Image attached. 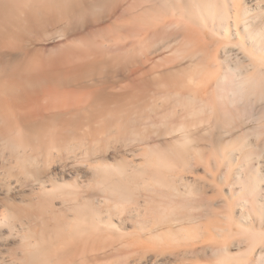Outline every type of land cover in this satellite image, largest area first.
<instances>
[{
  "label": "bare ground",
  "instance_id": "1",
  "mask_svg": "<svg viewBox=\"0 0 264 264\" xmlns=\"http://www.w3.org/2000/svg\"><path fill=\"white\" fill-rule=\"evenodd\" d=\"M53 1L56 2V0H0V5L7 12L8 11L11 12L12 10L15 9V7H17L19 9V6H21V5L24 6L28 3H32V4L38 3V5L39 4L40 5L41 4L46 5V4L52 3ZM61 1H63V0H61ZM64 1H63V3H64ZM87 1L86 0L85 1L84 0L83 1H81V0L80 1L79 0L74 1L73 0L71 2H67L70 5V7H67V4H66V9L70 8L69 10H71V23H69V26L67 29H64L65 27L64 28L62 27L63 29L56 28L57 31L55 33H56V35H57L56 37L59 39V41L60 40H61V42L68 41V43H70V42L73 43L74 41H77L80 38L79 37L78 39H76L78 37V34L80 33V32L79 33L76 32L78 25H80V23L78 22V17L81 18V14H84L85 15L84 17H87L88 14L92 15L98 9H102V8L104 9V7L106 6L105 4L107 3V2L106 3L100 2L102 0H100L99 2L91 0V3L88 4ZM118 1L120 2V0H118ZM128 1L126 2V4L130 2V1L129 2ZM236 1L237 0H138V1L137 0H131L129 8H128L129 13L127 14L128 16H126L125 21L124 20L122 21L121 18L119 19L118 22L116 21L115 17L119 14H117V15L113 14L111 16L110 15L108 16L107 14L103 15V16H105V15L108 16L107 19H108V21H110L108 23H111L113 20H115L117 23L122 24L121 25L122 27L127 29L124 31H127V33H128V31H130V33H131V35L129 34L130 35L129 39L128 38H127V40H126V38H124L125 40L123 39L125 41V43H124L125 45L123 43H121L122 40L119 44L120 46H123V47H125L127 45L126 51L123 50V52L125 54H127V56H128V54L132 53L133 56L135 55V57H136V62L134 64H132L130 69L129 70L125 69V73H126V70L129 72L128 77H131V79L132 78L137 79V78L142 77L145 74V72L148 71V70L145 71V67H147L146 65L150 64V63L147 64V62H150L151 59L145 58V55L143 54L141 48H144L143 50H145V54L148 52L152 53V50H153V52L156 51V55L159 54L157 51L160 50L161 53L163 51L165 54V51L166 52L169 51V48H170L172 50V52L169 51V52H171L169 54H172V57L174 56L173 59L175 60L172 62L177 65V66L176 65L172 66L173 68L170 67V71L175 70V74H176V72H179V75H177V76L174 75L175 78H179L178 81L185 77V79L182 80V82L179 81V83L180 84L181 83H183V84L189 83V84H193V86H195V87L203 85L205 87L208 83H211V81H214L212 83L213 86L211 87L213 89V91H212V89H210V87H209V89L207 87H205V89L206 88L207 89L204 93H207V95H208V93H210V92L207 90L212 91L213 93L211 92L212 94L211 95L209 94V96L211 97L214 95L215 98L213 97V99L217 100V101H214V100H212V98H211V100H209L210 98H208V100L204 99L205 96H202L203 98L200 97L201 95H198L200 92H198L195 89H194V91H189L187 94H182L181 92H176V91L171 92V93L169 92L166 94V96L164 95L163 97L166 100L171 99L170 102L172 101V99H174L173 104L171 102V105H170V103L165 105L166 101H164L163 102L164 104H162L163 106L159 107V109L166 106L165 107L166 108L165 113L167 112L166 114H168V112L171 109L172 110L175 109V110H173L174 113L171 111L172 114L176 113L178 116L182 113L183 115H185L184 117H186V118H187V116H190L188 118H191L192 116L194 118L192 120L187 118L188 121L190 120L189 122H186L187 119H186V121H184V120L181 121V117H182V115H181L179 117L180 122H178V119H177L176 120L177 122L174 121L176 123L170 122L172 124L167 125L168 122L166 120H168V119H165V122L167 124L164 123L165 124L164 125L163 124L164 121L161 122V121L155 120V118H156V115H155V116H153V117H155L154 120L156 121L157 124L161 123L160 125L164 126L163 129L159 128L158 126H160V125H157L155 123V121L153 120V117H151L153 122H150V127L148 128L149 130L147 129V126L146 127L144 126L146 129H144V127L142 128V130L140 129L142 133L138 129L139 133L136 131L133 134H131V133L133 131L137 130V129H134L136 127H133V125L136 126L135 123H137V122H134V124H132L131 123L132 121L130 119L131 118L134 119V118H136V116L130 118V115H129V122H127L128 120H125L123 118V116H121V118H123V120L125 121L126 126H128V124L130 123L131 127L128 126L129 129L132 128L131 132H130L128 130V128H125V124L120 123V124L124 125V127H122L119 124V121L124 122L122 119H121L122 120L121 121L120 117H119V113H121V112H118V111L113 112V110H109V111L113 112V113L112 112L110 113L107 110L108 109V107H107V109H104L103 112H105V111L106 112L108 111V112L106 114H103V116L106 115V116H109L111 118L108 122V124L110 123L108 125V127L111 131V135L107 136L108 138L110 137L109 139H107V137H106V142L104 141L105 143L103 141H101V142H103V143H101L99 140H96V138H95L94 141L92 140L90 144L89 143L86 144L88 140H86V142H85V139H84L83 140L85 142L84 143V142L80 141L78 138L76 140H73V138H72L71 141L70 140L67 142L65 141L66 143L64 144V146L57 147V146H54V143H50L53 140L50 139L51 136L49 135L50 133L47 131V129H45V128L43 129V127L41 128L40 126L37 125L38 119L39 120L41 119V121L44 119V115L42 112L43 108L41 107V99L45 96H48L47 94L45 95V92H47V91H45V88L51 89L53 85L59 84L60 82H62L61 79H63V83H65L64 81L67 80L66 81L67 85L65 84L64 90L67 87L68 89H70L68 92H76L75 89L78 90L79 88H81L82 83H81V85L80 84H73L74 81L71 80L70 78H72V76L75 75V73L77 75V73L79 71H81L82 67L86 68L89 64H95V63H92V61L87 62L89 60V58L93 55V53H91V52L89 53L88 50H86V52H82V51H79V49L78 50L76 49L77 51H75V52L74 51L71 52L72 49L69 50V48H68V50H65L64 48H61L60 44H59V48H57L58 46H55V49L52 47L53 48L52 50L57 49V50L61 51L63 49L64 51L62 50L61 53L58 51L56 53L52 52L54 54V57H52L50 59H46V58H44V54L46 55V53L44 51L43 46H42L43 48H40L41 46L38 47V48H40V49H38L39 53L34 51L36 48H33V46H30L33 44L30 43V45H29V43L27 44L26 42H25L26 44L22 43V44H19L13 48L14 55H11V57L13 58L14 62H12V63H14L13 67L15 68V71H16V72H14L15 74H12V75H14V78L18 80L17 76L19 74V71L24 70L26 74L21 73V76L19 74L20 78L22 77V75H25L24 77H22V80L25 81L24 85L27 84L28 86H30L31 89L36 88L34 90L43 89V91L37 95H34V97L31 95L33 98L31 97L32 98L31 99L29 97L30 99L26 100V102L24 103L25 104L24 108L27 109V111H26L27 114H24L26 116H22V117H24L26 122H27L25 124L26 127L24 126L25 128L22 129V128H19L21 126H19V127H15V125L14 126H12V125L7 126L4 128V131H3L4 135H2L3 132L1 134L3 137L0 136V145H3V147H4L3 149L7 150L6 152H8L9 155L12 156V157L10 156L11 158L14 157L15 162L14 163L11 162V164H14L15 167H14V165L13 166L11 165V166L13 167L12 170H14V169L17 170V174H18L17 176L19 177V179L22 178L20 176L23 175L27 181L33 180L34 184L35 183L39 184V186H37L39 188H37V191L34 190L35 193L33 194V196H31L32 198H29V201H27V203L24 202L26 204L25 206L27 207L26 209L25 208H18L16 211H14V209H12L11 212H9V213L7 212L6 214H3L2 218L0 219V229H2L4 227V229L7 230L8 236H10L9 238L14 237L15 239H17V245L19 246V251L16 252L15 255L12 254L14 257L12 256V259L9 262H7V264H85V261H87V258H89V259L93 258V259H91V261L95 260L94 257L101 254L99 252L103 253L100 255L101 257H103L102 255L108 256V255H110V253L113 252V250H116L119 247H122V248H124V247L125 248H128V247L133 248L134 247L135 248L134 252H137L136 250L143 251L142 253H143L144 257L141 256V257H143L141 260L144 261V260H150L151 259V263L148 262V264L149 263L150 264H198V262H197L198 256L201 255V253H203V252L205 253L208 251H210L214 256L212 264H250V263H245L247 261H245V262L243 261L244 263H241L240 259H238V260H240L239 262L235 261L237 259H235L233 257H236L238 255L233 256V257L231 256L232 255L231 249H232V246H234V245H230L231 243L229 244L227 241L233 237L232 233H234V231L232 230L233 229L232 224H234L233 226H235V227L237 226V228H238L235 236L236 235H238V237L240 236V238L237 240V242L239 243L237 245L240 246L243 244L245 246L246 252L247 251H253L254 252V250L255 251L257 250L255 253V259H254L253 264H264V172L263 173L260 172L259 169L255 168L251 172L245 171V172H247L245 175L243 174L245 177H243V175H242L241 178H238L239 187L241 186L240 193L241 192L247 193L245 195L246 196L250 195V197H251L250 200H248L250 197H247V198L245 197L239 204H237L240 207H242V212L238 216V218H237V216H235L234 206H231L230 203L226 202L225 207L223 208L225 210L220 215V218L222 219L221 221L223 222V224L215 225V226L201 224L202 221L198 222L199 219L201 220V218L198 219L199 215H198V217L195 216L194 218L191 215L190 217H192V218L187 219L184 216H180L179 213H176L179 208H182L184 210H186V208L187 209L191 208L189 206H191L195 202H193L191 199H189V196L191 197L192 195L196 194L194 192L197 190L199 191V189H201V188H199V189L196 188V185H197L196 182L198 180L190 181L187 177L184 176L185 174H183V173L182 174L179 173V174H176L174 176L173 174H175L176 171L173 170L174 173H173V171L172 172L169 171L171 169L170 168L171 166L169 167V165H167L168 163L170 165H172V164L170 162H168L166 164L167 161L172 159L170 157H169L170 158L169 160L167 158L166 159L161 158L162 160L163 159L164 160L163 161L162 160H155V161L150 160L149 161V159H147L149 156L147 157L145 154V157L147 160L145 159L146 161L144 160L145 162L143 161L144 163L143 162L141 163L143 165H141V164L136 165V164L132 163L133 167H135L134 172H132V173H129L128 166H130V164L127 166L123 162H122V164L120 163L119 166L114 165L115 167L107 164V165H102V166L96 165L97 167L92 168L88 165L89 168H91L92 172H93V173H91V174H93L92 178H89L91 180L90 182H87V181H89L88 179L86 182L82 181V180L79 181L80 177H78V179L75 178L73 183H72V181L68 182V180H66V175H63L64 173L59 175L60 178H58L59 176L57 175V173L53 176H46L48 179L47 181L44 180L45 177H43L44 179L41 177L42 169L48 168V170H44V171L46 173H50L47 171L51 170V173H52V169L49 168L50 165H52L53 162L54 163L59 162V161L63 162V160H64L63 158H64L65 154L67 155V157L65 158L66 160L69 159L68 158L69 154L70 155L74 154L73 155L74 159H75V156L79 155V157H81L80 155H82V154H85L84 157L87 158L86 156H87V154H90L89 152H91V156H92V152H93V154H95V152H97L99 150H100V153H102L104 146L107 147V149H111L113 146H114V148L115 147L117 148L116 145H119V144H121L120 146H122V147L126 146V144L130 145L132 139H129L130 143H129V140L127 142L125 141L129 137L127 135L129 132L131 135H133L134 138L136 135L138 136L135 138V140L133 138L132 143L134 141H136L137 138L139 139L140 133L142 135H144L142 138V135L140 134L141 135L140 138L143 139V140L142 139L141 140L144 141L145 138L146 139L148 138L147 136L150 137V135H148L150 133L149 132L150 128L153 129L154 126H155L154 131L151 130L150 134H152V133L156 134L157 131H158L157 134H159L160 137L163 134H164V136H166L168 134L169 135L176 134L177 137L180 136V137L185 138V142H187L186 139H189L188 134H190V132L194 133V131H191V130H193V129H191V127L194 128V126H195V128H197V126L200 124V126H198V128H200V127L203 128V127H205L204 124H206V126H207V124H210V123L212 124V121H214V120L217 121V117H216V115H217L219 119L220 118L222 119V120L221 119L220 120H221V122L223 121L224 125H225V121H226V124H227L226 126L227 127L229 126L228 128L235 127V126H233V124L236 125V127H237L238 126L237 122L243 123V120H244V123L246 120H247L246 122H248V120H249V122L251 121V124L253 122H255V124L253 123L254 124V127H252L253 130H250V131H252V134L251 133L250 134L255 139H257L256 137L263 136L264 135V104H263V100H264V24H259V22L256 19L257 17H255L256 15L255 16L254 15L253 16L247 15L249 12L247 7H243L241 9L242 14L240 13V11H239V13L236 14V11H235V8H237L236 7ZM55 2H53L52 4L54 5ZM122 2H124V1H122ZM113 3H114V1H113ZM108 4L110 6V2H108ZM114 6H116L115 3H114ZM123 6H125V5L123 4ZM46 7H48V6L46 5ZM50 7H51V5H50ZM144 8H145V12H143ZM32 9L35 10V8H31L30 10H32ZM111 9L109 11H111ZM114 9L116 11L115 7H114ZM46 10H47V8H46ZM107 10H108V8H107ZM107 10H106V13L109 12ZM117 10H118V8H117ZM119 10H120V8H119ZM122 10L123 9H121L118 13H120ZM32 12H34V11H32ZM32 12H31V14H32ZM98 12H99V10H98ZM100 12H102V11H100ZM100 12H99V14H100ZM125 12H126V10H125ZM139 12H142V13H139ZM65 13H69V12H67V10H66ZM97 13L92 15L93 18ZM21 14H22V12H21ZM54 14H55V12L53 13V15ZM65 15L66 14H64V16ZM92 16H91V19H93ZM124 16H125V13H124ZM242 16H244L243 17L244 19L246 18V16H248L249 20L250 19L251 20L250 21L248 20V22L241 20ZM9 17H7V18H9ZM52 17H54V16H52ZM52 17L50 15L49 18L51 19ZM96 17H98V16H96ZM260 17H261V15H260ZM0 18H2V17H0ZM63 18H62V20H63ZM105 19L103 18V20H105ZM67 20H68V17H67ZM96 20H98L96 22H99V21L101 22L100 18L99 19L97 18ZM258 20H260V19H258ZM260 21H262V20H260ZM81 22H83V20H81ZM103 22H105V21H102V25L106 24ZM66 23H67V21H66ZM48 24H50V23L48 22ZM60 25H62V24H60ZM99 25H97V26H99ZM117 25L118 24H116V26ZM118 26H120V25H118ZM160 26H162V29H163V26H165L167 28H170L168 30H171V28H172V30H174V31L171 30L169 33H167L168 32V30H167L166 35H169V36H166L165 31H164L166 29H163V31H161L162 29H160ZM110 27H112V26H109V29H110ZM113 27H115V26H113ZM106 28H107V26H106ZM154 28H156V29L159 28V30L156 31ZM34 29H35V27H34ZM87 29H84V30L86 31ZM152 29H154L153 31H155V33H158L159 37H160V35H162L160 37L161 39H162L163 35L166 36L165 38L164 37L163 38L165 41L164 43H166V45H168V46H165V44L163 43V40L159 39L157 34H156V36L158 38L156 36L153 38V36H152L153 41L155 38H157V40L158 39H159V41L161 40L160 42H162V43L158 42L159 43L158 44L156 39H155L156 44L153 43V41H151V40L149 41V37L151 36L150 33L153 32V31L150 32V30H152ZM176 29H177V31H176ZM67 30H69V31H67ZM73 30H75V31H73ZM102 31H104V30H102ZM158 31H161L162 33L158 32ZM172 32H174L173 34H175V36L177 33L176 38L177 39L180 38L181 40L179 39L180 40L179 41L177 39H173L175 37H173L174 35L172 34ZM180 32H182V34L178 35ZM32 33H33V31H32ZM36 33H37V31H36ZM119 33L120 34H118V35H121L122 31H120ZM53 34H54V32H53ZM170 34L172 35L173 38L170 36ZM107 35H108V32H107ZM115 35L117 36V34H115ZM125 35H127V34L125 33ZM143 35L149 36V37H147V36L145 37V40L148 39L147 42H145L143 40L144 38L143 39L141 38ZM117 37L122 38V36H117ZM167 37L171 38L172 42L176 40V41H179V43L176 41L172 43L169 38H168L169 40L167 41ZM46 38H48V37L46 36ZM113 38H115V37H113ZM132 38L134 40L137 39V41L135 42ZM139 38L142 39V41H144V42H142ZM117 40L120 41L118 38H117ZM46 41H45V43H47ZM52 41H53V39H52ZM126 41H128V42L126 43ZM128 43H130V45ZM140 43L142 45L144 44L146 47H147L148 43H149V45H152L151 43H153V45H157V46L159 45L160 47L158 48L157 46H153L156 49L155 48L152 49L151 46L148 45L147 49H149V51L146 52L147 49L145 47H143L144 45L142 46ZM176 43H177V45H176ZM70 44H69V46H70ZM74 44H75V42H74ZM173 44H174V46H173ZM76 45L77 44H75V46ZM114 45H116V44H114ZM138 45L142 46V47L140 48ZM161 45H162V47L163 46L167 47V48H165V51H164V49L163 50L161 49ZM175 45H176V47H175ZM99 46H101V45H99ZM35 47H37V46H35ZM114 47H119V46H114ZM47 48L48 47H46V49ZM111 48H113L112 45H111ZM111 48H110V50L112 51L113 49H111ZM157 48H158V50H157ZM73 49H74V47H73ZM85 49H87V48H85ZM212 49H214L216 52L221 51L222 55L223 56L225 55L224 60H226V62H225L226 64H224V66H223V68L225 67L224 70L222 69L223 72L218 71L219 73H217V72L215 73V71L219 69L220 65H219L218 69H216V67L213 65H212L213 69L211 68V62L210 61L214 60L213 59L214 54L209 55L210 54L209 51L211 52ZM234 49L236 50L234 56H236V53L240 54V57H237L236 60H232L229 57V55H230L229 53H231L232 50L234 51ZM115 50H116V48H115ZM121 50H122V48H121ZM42 51L44 52L43 55H41ZM108 52H109V50H108ZM123 52H121V53H123ZM10 53H11V50H10ZM52 53H51V56L53 55ZM57 53H59V54H57ZM161 53H160V55H161ZM6 54H8V53H5V55ZM153 54H150V55L153 56V59L156 58L154 61H156L157 59L159 60V58H157L158 56L155 55L156 57L154 58ZM231 54H234V53H231ZM2 55H3V53L0 54V60L2 57L3 58L5 57L4 55L3 56ZM143 55H144V57H143ZM150 55L148 54V56H150ZM166 55H168V52L166 53ZM7 56L9 57L10 55H7ZM125 56H122V57L126 58ZM164 56L165 55H161L160 57L164 58ZM209 56L212 57V60L210 59ZM11 57H9V58H11ZM169 57H170V55H169ZM216 57H217V55L215 56V58ZM3 58H2V61H4L6 57L4 59ZM12 58H11V60H12ZM104 58H106V57H104ZM129 58H130V55H129ZM129 58H128V60H129ZM143 58H145V59H143ZM165 58H167V57H165ZM219 58H223V57L220 55ZM116 59H117V57H116ZM161 59L159 61H161ZM173 59L171 58V60H173ZM125 60H127V59H124V61ZM169 60H167V64H169V62H170ZM178 60H179V62H178ZM224 60L222 59L221 62ZM162 61H164V60H162ZM176 61L178 63H176ZM184 61L186 64L184 63ZM129 62H131V61H129ZM133 62H134V60H133ZM181 62H183L185 66H183V63H181ZM173 63H171V64H173ZM126 64H127V62H126ZM222 64L223 63H221V65ZM67 65L70 67V69L66 67ZM112 65H114V64H112ZM161 65H162V63H161ZM164 65H166V64H164ZM164 65H162V66H164ZM178 65H179V67H178ZM180 65L183 67H181ZM0 66H1V64H0ZM156 66H157V63H156ZM168 66H170V65H168ZM158 67H159V69L162 68L160 66H158ZM11 68L12 67H10V69ZM119 68H122V67H119ZM125 68H129V67H125ZM221 68H222V66H221ZM108 69H110V68H108ZM165 69L167 70L168 68H165ZM214 69H216V70L214 71ZM225 69H226V71H225ZM180 70H183V71H181L183 77L180 76ZM24 71H23V73H24ZM160 71H162V70H160ZM168 71H169V69H168ZM11 72H13V71H11ZM17 72H18V74H17ZM164 72H162V73H164ZM10 73H9V75L11 76ZM111 73L113 74L114 72L111 71ZM115 73H116V71H115ZM155 73H156V71H155ZM16 74H17V76H15ZM214 74H216L217 77H214L215 80H212ZM61 75H62V77H61ZM89 76H87V78H89ZM149 76H150V74H149ZM174 76H173V78H174ZM80 77H82V76H80ZM91 77H93V76H91ZM180 77H181V79H180ZM11 78L13 79V77H11ZM175 78L173 80L176 81ZM7 79L8 80H6V81L12 80V79L9 80V78H7ZM69 79H70V81H69ZM77 79H78V77H77ZM95 79H97V78H95ZM108 79H110V78H108ZM143 79H144V77H143ZM91 80H90V82H91ZM100 80H102V78ZM6 81L4 80L5 83H6ZM18 81H21V80H18ZM87 81H88V79H87ZM12 82L13 81H11V83ZM76 83H77V81H76ZM86 83H89V81ZM9 84L10 83H8L7 85L9 86ZM17 84L18 83L16 82V85ZM123 84H126V83L124 82ZM137 84H139V83H137ZM19 85L22 87V89L26 88V87H24V85L22 86V83ZM59 85L62 86V84H59ZM92 85H95V84H92ZM120 85H121V83H120ZM209 85L210 84H208L207 86H209ZM0 86H3V83H1ZM20 86H19V88H20ZM61 86H59V87H61ZM125 86L127 87V85H125ZM158 86H159V84H158ZM55 87H57V85L54 86L53 89ZM109 87L111 90V88L116 89V87H119V86H117L116 82H114L112 84H109ZM162 87H163V85H162ZM197 87H196V89H197ZM62 88L63 87H61L60 89L62 90ZM7 89H8V87H7ZM198 89L199 90L203 89L202 91H204V88L202 87V89H201V86ZM12 90H14V89H12ZM33 91H31V92H33ZM132 91H134V90H132ZM195 91L198 93H196ZM37 92H40V91H37ZM130 94H131V92H130ZM132 94L134 95L135 93H132ZM163 94H165V93H163ZM162 95H161V98H162ZM204 95H206V94H204ZM26 96H28V95H26ZM73 96L75 98L74 101H73V99H74L73 97L68 98L67 95H64V96H60V94L57 95L56 99L57 98H62V99L53 103V105H51L49 110H53L54 113H55V111L67 112V113L69 111V113H70V111H72V110H75V109L80 108V107L82 108L81 105L82 104L84 105L88 101V100L85 101V99H87L85 95H80V96L73 95ZM83 96H84V99H83ZM71 99H72V101H71ZM3 101H5V100L3 99ZM42 101H43V99H42ZM94 101H97V99ZM100 101H99V103H100ZM212 101H214V102H212ZM15 102L17 103V101H15ZM259 102H261L260 105L257 104ZM3 103H5V102H3ZM90 103H88V104H90ZM157 103L158 102L153 103V104H155V107L157 106V109L156 108L155 109L158 111V105L159 104L161 105L162 100H161V103H158V105H156ZM218 103L219 104L222 103V106H224L225 108L227 106L226 109L224 108L225 113H226L225 117H227V118H225L224 115L222 118L221 117L222 115H220V114H219L220 115V117H219V115L217 114V111L215 110L216 109L215 106L218 105ZM261 104H263V106H261ZM16 105H15V107H16ZM86 105H87V103H86ZM86 105H84V106H86ZM169 105L171 106V109H170V107H168ZM173 105H174V108L172 107ZM152 106H154V105H152ZM219 106H221V105H219ZM255 106L256 107L258 106L256 111H255V108H256ZM18 107H17V109H18ZM167 107H168L169 111H167ZM165 108H164V110H165ZM258 108L261 109L260 113H258V111H259ZM222 109L219 111V113L221 112L223 114L224 110L222 111ZM22 111H20V112L22 113ZM114 111H115V109H114ZM253 111H254V113L257 112V116L255 115L256 113L255 114L253 113ZM101 112H99L98 115ZM177 112H180V113L178 114ZM231 112H232V115H231ZM49 113H51V112H49ZM114 113H115V115H113ZM116 113H118V114H116ZM158 113H157V115H158ZM233 113H234V116L238 115L239 118L242 119V121L238 118H237L238 120H236V117H238V116L235 117L234 121H232V122L228 121V119H234ZM235 113H237V114H235ZM47 115H48V113H47ZM2 116H3V119L8 117V116L4 117L3 114H2ZM49 116H51V115H49ZM115 116H117V117H115ZM124 116H125V114H124ZM164 116H166V115L164 114ZM164 116L162 117L163 119H164ZM171 116L172 115L170 114V117ZM70 117H72V116L70 115ZM88 117H90V116H88ZM109 117H108V119H109ZM83 118H85V117H83ZM98 118H100V117L98 116ZM126 118H128V117H126ZM143 118L144 117H142V120H143ZM157 118H159V117L157 116ZM162 118H159V119L161 120ZM213 118H214V120H213ZM224 118L227 120H225ZM108 119L106 118L107 121H108ZM6 120H4V121H6ZM66 120H65V123H66ZM146 120H148V119L146 118ZM169 120H170V118H169ZM220 120L216 123H219ZM1 121H3V120L0 118V125L2 123ZM69 121H71V120H69ZM134 121H136V119H134ZM82 122H83V120H82ZM221 122H220L218 128L221 126ZM229 122H230V125H229ZM233 122H235L236 124ZM97 123H98V121H97ZM142 123H144V121H142ZM153 123L156 125L153 126ZM248 123H245V126ZM23 124H24V122L22 123V125ZM58 124H59L58 126H60L61 123H58ZM202 124L204 126H201ZM211 124L209 126H212ZM231 124H232V126H231ZM3 125H5V124H3ZM63 125H64V122H63ZM137 125H138V123H137ZM241 125L242 124H239L240 127H241ZM43 126H45V125H43ZM58 126L56 125V128ZM73 126H75V125H73ZM86 126L88 127V125H86ZM119 126H121L120 128H122V129L123 128L127 129V131L124 129L122 130V132L124 131L123 132L124 134L126 132H127V134H125V135L123 133L119 134L121 132V130L119 129ZM226 126L225 127L223 126L225 128V129L223 128V130H226ZM2 127H4V126H2ZM46 127H48V126L46 125ZM51 127H53V126H51ZM93 127H96V125ZM156 127H158V128H156ZM213 127H215V125ZM50 128H48L49 131H50ZM189 128H190V131H189ZM204 129L205 128H203V130ZM210 129H211V127H210ZM53 130H55V129L53 128ZM118 130H120V131H118ZM143 130H147L149 133L147 131H143ZM219 130H221V129H219ZM223 130H222V133H224ZM234 130H235V128H234ZM159 131H161L163 133L160 135ZM247 131H249V130H247ZM217 132H215V133H217ZM219 132H221V131H219ZM228 133H226V135ZM145 134H147V135H145ZM217 134H215V135H217ZM232 134H233V132H232ZM250 134H248V135L250 136ZM131 135H130V138H131ZM169 135H168V137H170ZM59 136H60V134H59ZM125 136L127 137V139ZM151 136H154V135H151ZM221 136H223V135L221 134ZM61 137H64V136H61ZM80 137H82V136H80ZM154 137H152V138H154ZM194 137H195V135H194ZM246 137L248 138V136H246ZM75 138H76V136H75ZM183 138H180L179 140H181ZM68 139H70V138H68ZM64 140L65 139H63V141ZM155 140H157V139H155ZM122 141H123V143H122ZM137 141L138 142H134V143L139 144L140 141L139 140H137ZM189 141H188V143H189ZM251 141H253V140L251 139L249 142H251ZM240 142H241V139H240ZM245 142H247V141H245ZM245 142L244 143L241 142L242 145L239 146L241 151H240V149H239V151L242 152L243 149H245V151H246V149L247 150L249 149V151H250V149H251V151L253 153H251L249 155L247 153V155L249 157L252 154H254L255 149L253 150L252 148H255V147H254V144H252V142L251 143H245ZM49 143L53 144V146L50 145ZM124 143H125V145H124ZM236 143H237V141H236ZM236 143L234 142L233 146H234V144L236 145ZM180 145L183 146L184 144L182 145V143H180ZM120 146H118V148ZM233 146H232V148L230 147L231 150L229 149L230 152L228 151V153L231 155H229L227 153L228 156L233 157L234 155H236V154H233V152L235 149L238 150V147L236 148V146H234L235 147V149H234ZM171 148H168V149H171ZM168 149H167V151H168ZM40 150L46 151V154L45 155L40 154L39 153ZM188 150H190V149H188ZM4 152H5V150H4ZM97 153L99 154V152H97ZM257 153L258 152L256 151L255 154L257 155ZM176 154L177 153L175 152L174 155L176 157H179ZM255 154L252 155L251 158L254 159V156H256ZM3 155H4V153H3ZM162 155H164V153ZM168 156H170V155H168ZM246 156H245V158H246ZM79 157H78V160H79ZM152 157H153V159L159 158L158 155H157V158H154L155 155L154 156L151 155L150 159H152ZM243 157H240L241 161H242V159L243 160L245 159ZM70 158L73 159L71 156H70ZM229 158L231 160V157H229ZM248 159L250 160V158H246L245 159L246 161H243V162L244 163L246 162V164H247V162L249 161ZM182 160H184L183 157H182ZM185 160L183 162H185ZM189 161H191V159ZM79 162H81V161L79 160ZM79 162H77V163H79ZM243 162L240 165L243 166ZM74 163L77 164L76 161ZM250 163H251V161L249 162V166H250ZM79 164H81V163H79ZM188 164H189V162H188ZM230 164H231V162L229 163V165ZM164 165H167V166H164ZM185 165L183 164V166H185ZM65 166L67 167V165H65ZM91 166H93V165H91ZM161 166H163L164 168H162ZM247 166H248V164H247ZM12 167H10V168H12ZM33 167H35V169H34L35 171L32 170ZM159 167L162 168V171H163V169H165V171H166L169 168L167 170V172H171V175H169V178L167 177L168 180L164 178L165 175L167 176V172L159 174V171L161 170ZM165 167H167V168H165ZM173 168H174V166L172 167V169ZM189 168H190V166H189ZM64 169L62 168L63 171H64ZM157 169L158 170L160 169V170L158 171ZM175 170H176V168H175ZM162 171H160V172H162ZM20 173H21V175H20ZM161 174H164V176H161ZM168 174H170V173H168ZM231 174H233V173H231ZM50 175H52V174H50ZM79 175H81V174H79ZM234 176H235V174H234ZM48 177L51 179H49ZM232 177H233V175H232ZM14 178L17 179V177H15V176H14ZM234 179H233V181H234ZM26 180H21V181H25V183L21 182L22 185L26 184ZM169 180H172V181H169ZM32 183H31V185H32ZM84 183L85 184L87 183V184L82 185ZM27 184H28V182H27ZM180 185H182V187ZM10 187L11 186H9V188ZM179 187L180 188L184 187L183 190H186V191L182 190V192H181V189ZM90 188L93 189L94 191L96 189V194L95 193L91 194L93 190H90ZM163 189L164 190L170 189L172 195H168L167 194L168 191L166 192ZM90 191H91V193H90ZM216 193L218 194V192H216ZM174 194H176V197L179 195L182 196L180 198H184V196H185L186 199H183L181 201H176L174 199V197H175ZM176 199H178V198H176ZM239 199H236V200L238 201ZM198 200H200V199H198ZM227 200H228V198H227ZM55 201L56 202L58 201L59 205L62 207V208L61 207L59 208L62 210L61 211L62 215L64 214L63 211L67 212V214L65 213L63 215V217L61 215H59V214H61V212L60 211H59L60 213L58 212V208H57L58 213L55 212L57 214L53 213V211H55V210H53L51 212L49 211L51 206L56 207V205L54 203ZM235 203H238V202H235ZM235 203L233 205H235ZM59 205H57V207ZM197 205H198V203H197ZM199 206H201V205H199ZM195 207H197V206H195ZM212 207L213 206H211V208ZM232 207H233V209H232ZM235 207H236V205H235ZM47 208H49V210ZM194 208L192 209V211L194 210ZM191 209H190V212H189V210H187V212H186V214H188V216H189V213L192 212ZM196 209H198V208H196ZM51 210H52V208H51ZM183 211H182V213H183ZM50 213L51 214L53 213V214L51 215ZM183 214H185V213H183ZM192 214H193V212H192ZM200 214H203V213H200ZM57 215H59V217L60 216L61 217L59 218ZM128 220H131V221H128ZM185 220H190L191 224L194 223V226H196L195 229H193L194 227H192V228L191 227H184V225L186 224V223H184ZM127 221L130 223L133 221L131 223L132 225H130V223H127ZM178 223L183 225L181 227L179 233H178V231H176V227L178 226ZM127 224L132 226V230H133L132 236L130 235L131 233L128 234L130 237L129 236L125 237V235H127V234H125L127 232V227H128ZM126 225H127V227H126ZM129 238H130V240L134 239V241H130V240L128 241ZM128 242H133V243L131 245H128L127 244ZM196 245H199L200 248L195 247ZM18 246H17V248H18ZM178 246H180V247L185 246L186 249L176 251V248ZM136 247H137V249H136ZM191 247H195V248H191ZM189 248H191V249H189ZM115 252H117V251H115ZM139 252L137 253L138 255L140 254ZM96 253H99V254H96ZM243 253L245 254V251ZM95 254H96V256H94ZM106 254H108V255H106ZM240 254H242V251ZM243 256L246 257L247 255H243ZM110 257H111V255H110ZM240 257H242V256L239 255V258ZM97 258L100 259L99 256ZM196 259H197V261H196ZM109 260H110V258H109ZM141 260H140V262H141ZM95 262H97V259L95 260ZM108 262H110V261H108ZM89 264H91V263H89ZM125 264H127V263H125Z\"/></svg>",
  "mask_w": 264,
  "mask_h": 264
},
{
  "label": "rangeland",
  "instance_id": "2",
  "mask_svg": "<svg viewBox=\"0 0 264 264\" xmlns=\"http://www.w3.org/2000/svg\"><path fill=\"white\" fill-rule=\"evenodd\" d=\"M64 1V0H63ZM63 1H59V0H56V2L55 1H53V2H55L54 3V5L52 4V3H49L50 5H51V7H50V5L49 4H46L48 7H46V5L45 4H39L38 5V3L36 4H32V3H28V4H26V5H24V6H19V9L17 8V7H15V9L14 10H12L11 12H7L6 10H4L2 7H1V5H0V17H2V18H0V54H2L3 53V55L6 57H4L5 58V62L4 61H2V58H1V60H0V64H1V66H0V85H1V83H3V86H0V118L3 120V121H1L3 124H5V125H3L2 123H1V125H0V136L1 137H3L2 135H4V128L5 127H7V126H10V125H12V126H14L15 125V127H19V126H21V127H19V128H22V129H24L26 126H25V124L27 123L26 122V120H25V118L24 117H22V116H26V115H24V114H27V109H25L24 108V103L26 102V100H28V99H30L32 96L34 97V95H37V94H39V93H41L42 91H43V89H40V90H34V89H36V88H30V86H28L27 84H25L24 85V83H25V81H23L22 80V77H24L25 75H22V77L20 78L19 77V74H20V76H21V73L22 74H26L25 73V71L24 70H21V71H19V74H18V72H17V74H18V76H17V74L15 75V76H17V78H18V80H21V81H18L17 79H15L14 78V75H12V74H15L14 72H16L15 71V68L13 67V65H14V63H12V62H14L13 61V58L11 57V55H14V53H13V48L14 47H16L17 45H19V44H22V43H24V44H28L29 43V45H30V43L31 44H33V45H30V46H33V48H36L34 51H36L37 53H39V50L38 49H40V48H43L44 47V51H45V53H46V55L44 54V58H46V59H50V58H52V57H54V54L52 53V52H60L61 53V51L63 50H61V51H59V50H52L53 48L55 49V46H58L57 48H59V44H60V47L61 48H64L65 50H68V48H69V50H71L72 49V51L71 52H75V51H77L78 49H79V51H82V52H86V50H88L89 51V53L91 52V53H93V55L89 58V60L87 61V62H91L92 61V63H95V64H89L86 68L85 67H82L81 68V71H79L78 73H77V75H76V73H75V75H73L72 76V78H70L71 80H73L74 81V83L73 84H80L81 85V83H82V86H81V88H79L78 90L77 89H75V91L76 92H68L70 89H68L67 87V89L65 88V90H64V87H65V84L67 85V83H66V81L67 80H65L64 82L65 83H63V79H61V81L62 82H60L59 84H62V86L61 85H59V84H56L57 85V87H55L54 89H53V87L54 86H56V85H53L52 86V88L51 89H47V88H45V91H47V92H45V95L47 94L48 96H45V97H43L42 99H43V101H42V99H41V107L43 108V110H42V112H43V115H44V119L41 121V119L39 120H37L38 121V126H40L41 128L43 127V129L45 128V129H47V131L50 133L49 135L51 136L50 137V139L51 140H53V141H51L50 143H54V146H57V147H60V146H64V144L67 142V141H71L72 140V138H73V140H76L77 138L80 140V141H82V142H84L83 140L85 139V142H86V140H88L87 141V143L86 144H90L91 143V141L93 140L94 141V139L96 138V140H99L100 142L101 141H105L106 142V137L109 135H111V131H110V129H109V127H108V125L110 124H108V122H109V120L111 119L109 116H106V115H104L103 116V114H106L109 110H113V112H121V113H119V117H120V120L122 119L123 120V118L125 119V120H128L127 122H129V115H130V118L131 117H134V116H136V118H134V119H136V121H134V119L133 118H131L130 120L132 121H130L132 124H134V122H137L138 123V125H137V123H135L136 124V126L135 125H133V127H136V128H134V129H137V130H135V131H133L131 134H133V133H135L136 131L138 132L140 129L142 130V128L145 126H147V129L150 127V122H153V120H154V118L155 117H153V116H155L156 115V118H155V120H157V121H161V122H163V124L164 123H166L165 122V119H168V120H166L167 122H168V124L167 125H169V124H172L174 121H176L177 119H178V122H180V116L182 115V117H181V121H186V119L188 118V117H190V116H187V118L186 117H184L185 115H183L182 113L180 114V115H178L177 116V114L175 113V114H172L171 113V111L174 113V111L173 110H175V109H171V102H172V104H173V101H174V99H172V101L170 102V100L171 99H165L163 96L165 95L166 96V94L167 93H171V92H181L182 94H187L189 91H194V89L195 90H197L198 92H200L198 95H201L200 97H202V96H205L204 97V99H207L208 100V98H210L209 100H211V98H212V100H214V101H217V100H215V99H213V97L215 98V96L213 95V96H209V94L211 95L213 92V89L211 88L213 85H212V83L214 82V81H211V83H208V84H210L209 86H205V87H207L208 89H209V87H210V89H212V91H210V90H207V91H209L210 93H208V95H207V93H204L205 91H206V89H205V87L203 86V85H200L201 86V89H202V87L204 88V91H202V90H199L198 88L200 87V86H196L197 87V89H196V87L195 86H193V84H189V83H185V84H183V83H179V81L180 82H182V80H184L185 79V77L183 78V79H181V77H180V79L181 80H179L178 81V79L179 78H175V76H177V75H179V72H176V74H175V70L174 71H170V67H172V66H175L176 64L175 63H173L172 61H175L174 59H173V57H172V54H169V53H171L172 52V50L169 48V51H171V52H169V51H167L168 52V55H166V51H165V48H167V47H162V45H161V49L163 50L164 49V51H165V54H164V52L162 51V53L160 52V50L159 51H157L159 54L158 55H156V51L155 52H153V50H152V53H146L145 54V50H143L144 48H141L143 45L141 44L142 42H147L148 41V39H146L145 40V37L147 36V37H149L148 35H143L141 38L144 40V41H142V39H140L142 42L140 43L142 46H139L141 49H142V52H143V54L145 55V58H150L151 60H150V62H147V64L148 63H150V64H148V65H146L147 67H145V71H147V72H145V74L142 76V77H140V78H132L131 79V77H128V71L127 70H129L130 69V67L132 66V64H134L135 62H136V57H135V55L133 56V54L132 53H130V54H128V56H127V54H125L124 52H123V50L124 51H126V46L125 47H123V46H120L119 44H120V42H121V40H122V42L121 43H125V39L124 38H126V40H127V38L129 39L130 38V35H131V33H130V31H128V33H127V31H124V30H127V29H125L124 27H122L121 25L122 24H119V23H117L118 21H119V19L121 18L122 19V21L124 20H126V16H128L127 14L129 13V5H130V2H131V0H120V2L118 1V0H102V1H100V0H94V1H97V2H104V3H106L105 5V7H104V9L102 8V9H98L99 10V12L100 11H102V12H100V14H99V12H98V10L95 12V13H97L95 16H94V18H93V14H95V13H93L92 15H87V17H84L85 15L84 14H81V18L80 17H78V22L80 23V25H78V27H77V30H76V32H80L79 34H78V37L76 38V39H78L79 37V39L77 40V41H74L75 42V44H77L76 46H75V44H74V42L72 43V42H70V43H68V41H63V42H61V40L59 41V39L56 37L57 35H56V31H57V29L56 28H61V29H63L64 27V29H67L68 28V26H69V23H71V10H69L68 8L66 9V4H67V7H70V5L67 3V2H71V1H73V0H65L64 1V3H63ZM74 1H76V0H74ZM80 1V0H79ZM81 1H83V0H81ZM85 1V0H84ZM87 1V0H86ZM93 1V0H92ZM113 1H114V3H115V5L116 6H114V3H113ZM122 1H124V2H122ZM129 2V3H127L126 4V2ZM138 1V0H137ZM62 2V3H61ZM108 2H110V6H109V4H108ZM87 3L89 4V3H91V0H88L87 1ZM95 3V2H94ZM120 3V4H119ZM93 4V3H92ZM118 4V5H117ZM123 4L126 6H123ZM44 5V6H43ZM112 5V6H111ZM42 8H41V7ZM59 8H58V7ZM64 6V7H63ZM122 6V7H121ZM21 7V8H20ZM47 8V10H46V8ZM50 7V8H49ZM55 7V8H54ZM114 7L116 8V11H115V9H114ZM124 7V8H123ZM236 7L237 8H235V11H236V14L237 13H239V11H240V13H241V9L243 8V7H247L248 8V10H249V12H248V14L247 15H250V16H255V17H257L256 19H257V21L259 22V24H264V0H237L236 1ZM31 8H35V10L34 9H32V10H30ZM63 8V9H62ZM107 8H108V10H107ZM111 9V11H109L110 9ZM117 8H118V10H117ZM119 8H120V10L121 9H123L120 13H118L120 10H119ZM147 8V7H146ZM39 9V10H38ZM52 9V10H51ZM62 9V10H61ZM126 10V12H125V10ZM62 12H61V11ZM66 10H67V12H69V13H65L66 12ZM106 10L107 11H109V12H107L106 13ZM3 11V12H2ZM14 11V12H13ZM24 11V12H23ZM32 11H34V12H32ZM45 11V12H44ZM48 11V12H47ZM51 11V12H50ZM60 11V12H59ZM139 11V10H138ZM21 12H22V14H21ZM29 12V13H28ZM31 12H32V14H31ZM55 12V14L53 15V13ZM60 14H59V13ZM64 12V13H63ZM92 12V11H91ZM115 12V13H114ZM143 12H145V8H144V10H143ZM257 12V13H256ZM260 14H259V13ZM6 13V14H5ZM40 13V14H39ZM124 13H125V16H124ZM139 13H142V12H139ZM30 14V15H29ZM44 14V15H43ZM62 14V15H61ZM64 14H66L65 16H64ZM69 14V15H68ZM104 14H107L108 16L110 15H113V14H119V15H117L116 17H115V19H116V21L115 20H113L111 23H108V22H110V21H108V19H107V15H105V16H103ZM242 14V13H241ZM4 17H3V16ZM36 15V16H35ZM50 15H51V17L52 16H54V17H52L51 19L49 18L50 17ZM83 15V16H82ZM258 15V16H257ZM260 15H261V17H260ZM10 16V17H9ZM47 16V17H46ZM58 16V17H57ZM64 18H63V17ZM89 16V17H88ZM91 16H92V18L93 19H91ZM96 16H98V17H96ZM119 16V17H118ZM121 16V17H120ZM6 17V18H5ZM7 17H9V18H7ZM67 17H68V20H67ZM102 17V18H101ZM244 16H242L241 17V20H244V21H246V22H248V20H249V17L248 16H246V18L244 19L243 18ZM12 18V19H11ZM36 18V19H35ZM54 18V19H53ZM62 18H63V20H62ZM70 18V19H69ZM99 19L100 18V20H101V22L99 23V22H96V21H98V20H96V19ZM103 18L105 19V20H103ZM38 19V20H37ZM50 19V20H49ZM255 19V20H256ZM258 19H260V20H262V21H260V20H258ZM48 20V21H47ZM58 20V21H57ZM81 20H83V22H81ZM93 20V21H92ZM112 20V19H111ZM251 20V19H250ZM249 20V21H250ZM17 21V22H16ZM28 21V22H27ZM62 21V22H61ZM66 21H67V23H66ZM95 21V22H94ZM102 21H105V22H103V23H106V24H103L102 25ZM121 21V20H120ZM48 22L50 23V24H48ZM261 22V23H260ZM62 24V25H60V24ZM65 23V24H64ZM91 25H90V24ZM100 25H99V24ZM118 24V25H120V26H116V24ZM13 24V25H12ZM32 24V25H31ZM55 24V25H54ZM87 24V25H86ZM108 24V25H107ZM124 24V23H123ZM49 25V26H48ZM52 25V26H51ZM95 27H94V26ZM97 25H99V26H97ZM56 26V27H55ZM81 26V27H80ZM85 26V27H84ZM93 28H92V27ZM106 26H107V28H106ZM109 26H112V27H110V29H109ZM113 26H115V27H113ZM34 27H35V29H34ZM55 27V28H54ZM63 27V28H62ZM83 27V28H82ZM117 27V28H116ZM159 27V26H158ZM165 26H163V29H166V30H164L165 31V35H166V31L168 30V29H170V28H167V27H165ZM88 28V29H87ZM157 28V27H156ZM156 28H154L156 31L157 30H159V28L158 29H156ZM37 29V30H36ZM53 29V30H52ZM55 29V30H54ZM84 29H87L86 31L84 30ZM104 30V31H102V30ZM119 29V30H118ZM154 29H152V30H150V32L151 31H153ZM160 29H162V26H160ZM163 29L161 30V31H163ZM175 29V28H174ZM48 32H47V31ZM70 30V29H69ZM69 30H67V31H69ZM82 30V31H81ZM110 30V31H109ZM171 30H172V28H171ZM171 30H168V32L167 33H169ZM32 31H33V33H32ZM36 31H37V33H36ZM51 31V32H50ZM54 32V34H53V32ZM73 31H75V30H73ZM85 31V32H84ZM120 31H122V34L121 35H118V34H120L119 32ZM161 31H158V32H160V33H162ZM172 31H174V30H172ZM176 31H177V29H176ZM72 32V31H71ZM107 32H108V35H107ZM127 34V35H125V33ZM154 32V33H153ZM152 33H150V37H149V41L151 40V41H153V39H152V36H153V38L156 36V34H157V36L159 37V35H158V33H155V31H153ZM82 33V34H81ZM86 33V34H85ZM110 33V34H109ZM117 34V36H122V38L121 37H117L115 34ZM174 32H172V34H173ZM176 33V32H175ZM49 34V35H48ZM89 34V35H88ZM130 34V35H129ZM182 34V32H180L178 35H181ZM38 35V36H37ZM44 35V36H43ZM80 35V36H79ZM83 35V36H82ZM86 35V36H85ZM115 35V36H114ZM163 35V37L165 38L166 36H169V35ZM174 36L173 37H175V38H173L172 37V35L170 34V36L173 38V39H177L176 38V36H177V33H176V36H175V34H173ZM18 36V37H17ZM46 36L48 37V38H46ZM53 38H52V37ZM112 36V37H111ZM156 36V37H157ZM162 35H160V37H161ZM17 37V38H16ZM113 37H117L120 41H118L117 40V38L115 39V38H113ZM157 37V38H158ZM159 37V39H161ZM162 37V39L161 40H163V43L165 42L164 41V38ZM56 38V39H55ZM87 38V39H86ZM113 38V39H112ZM157 38H155L156 40H157ZM169 37H167V41L170 39L171 40V38H169ZM31 39V40H30ZM50 39V40H49ZM52 39H53V41H52ZM58 39V40H57ZM75 39V40H76ZM124 39V40H123ZM133 39V38H132ZM154 39V41H153V43H155L156 42V40ZM159 39L157 40V43L158 42H160L159 41ZM180 39V38H179ZM179 39H177V40H179ZM25 40V41H24ZM47 40V41H46ZM49 40V41H48ZM97 40V41H96ZM113 40V41H112ZM116 40V41H115ZM134 40V39H133ZM181 40V39H180ZM179 40V41H180ZM22 41V42H21ZM45 41L47 42V43H45ZM56 41V42H55ZM71 41V40H70ZM73 41V40H72ZM132 41V40H131ZM135 42L137 41V39L136 40H134ZM176 41V40H175ZM175 41H173V42H175ZM179 41H176V42H178L179 43ZM15 42V43H14ZM26 42V43H25ZM53 42V43H52ZM128 41H126V43H127ZM139 42V41H138ZM171 42H172V40H171ZM172 42V43H173ZM66 43V44H65ZM82 45H81V44ZM118 43V44H117ZM131 43V42H130ZM130 43H128L129 45H130ZM153 43H151L152 45H149V43H148V45L149 46H151V48L153 49V48H155V47H153V46H157V45H153ZM160 43H162V42H160ZM69 44H70V46H69ZM73 44V45H72ZM84 44V45H83ZM114 44H116V45H114ZM156 44V43H155ZM159 44V43H158ZM165 44V46H168V45H166V43H164ZM175 44V43H174ZM174 44H173V46H174ZM99 45H101V46H99ZM111 45H112V47L113 48H111ZM125 45V44H124ZM148 45H147V47H148ZM171 45V44H170ZM169 45V46H170ZM176 45H177V43H176ZM176 45H175V47H176ZM179 45V44H178ZM35 46H37V47H35ZM41 46V47H40ZM43 46V47H42ZM48 47L47 49H46V47ZM65 46V47H64ZM74 47V49H73V47ZM81 46V47H80ZM106 48H105V47ZM110 46V47H109ZM114 46H119V47H114ZM38 47H40V48H38ZM50 47V48H49ZM53 47V48H52ZM87 48V49H85V48ZM89 47V48H88ZM96 47V48H95ZM104 47V48H103ZM143 47H145L146 49H147V47L144 45ZM158 48L160 47L159 45L157 46ZM5 48V49H4ZM110 48L111 49H113L112 51L110 50ZM115 48H116V50H115ZM121 48H122V50H121ZM124 48V49H123ZM150 48V47H149ZM158 48H157V50H158ZM49 49V50H48ZM77 49V50H76ZM95 49V50H94ZM156 49V48H155ZM173 49V48H172ZM10 50H11V53H10ZM38 50V51H37ZM42 50V49H41ZM103 50V51H102ZM108 50H109V52H108ZM120 50V51H119ZM168 50V49H167ZM211 50V49H210ZM6 51V52H5ZM50 53H48V52ZM64 51V50H63ZM87 51V52H88ZM147 51H149V49H147L146 50V52ZM151 51V50H150ZM35 52V53H36ZM114 52V53H113ZM121 52H123V53H121ZM220 52V53H219ZM235 52H236V50L234 49V51L232 50L231 51V53H234V54H231V53H229L228 55H229V57L232 59V60H236L237 59V57H240V54L238 55L237 53H236V56H234L235 55ZM5 53H8V54H6L5 55ZM10 53V54H9ZM43 51H42V54L41 55H43ZM51 53L53 54L52 56H51ZM127 53V52H126ZM154 53V54H153ZM160 53H161V55H165L164 56V58H162V57H160L161 55H160ZM209 55H211V54H214L213 55V59L214 60H212V57H210V59L212 60V61H210L211 62V68H212V65L213 66H215L216 67V69H218V67H219V65H220V67H219V69L218 70H216V69H214V71H215V73L217 72V73H219L218 71H220V72H223L222 71V69L224 70V68H223V66H224V64H226L225 62H226V60H224L225 58V55L223 56L222 55V53H221V51H218V52H216L214 49H212V51L210 52L209 51ZM57 54H59V53H57ZM132 54V55H131ZM148 54L150 55V54H153L154 55V58L156 57V56H158L157 58H159V60L161 59V61H159L158 59L156 60V61H154L155 59H153V56L152 55H150V56H148ZM217 55V57L215 58V56ZM224 54V53H223ZM7 55H10L9 57H11L12 58V60H11V58H9ZM56 55V54H55ZM126 55V56H125ZM129 55H130V58L132 59H130L129 58ZM144 55H143V57H144ZM156 55V56H155ZM160 55V56H159ZM169 55H170V57H169ZM222 56L223 58H219V56ZM227 55V56H228ZM46 56V57H45ZM50 56V57H49ZM106 57V58H104V57ZM115 56V57H114ZM122 56H125L126 58H124V57H122ZM49 57V58H48ZM56 57V56H55ZM97 57V58H96ZM116 57H117V59H116ZM121 57V58H120ZM165 57H167V58H165ZM3 58V59H4ZM103 58V59H102ZM112 58V59H111ZM128 58H129V60H128ZM145 58H143V59H145ZM171 58L173 59V60H171ZM229 58V59H230ZM100 59V60H99ZM109 59V60H108ZM124 59H127V60H125L124 61ZM170 59V60H169ZM218 59V60H217ZM224 60V61H222L221 62V60ZM104 60V61H103ZM133 60H134V62H133ZM162 60H164V61H162ZM166 60V61H165ZM167 60H169L171 63H173V64H171L170 62H169V64H167ZM7 61V62H6ZM124 61V62H123ZM129 61H131V62H129ZM153 63H152V62ZM9 62V63H8ZM111 62V63H110ZM118 64H117V63ZM126 62H127V64H126ZM165 62V63H164ZM178 62H179V60H178ZM177 61H176V63H178ZM152 63V64H151ZM156 63H157V66H156ZM161 63H162V65H164V64H166V65H164V66H162L161 65ZM164 63V64H163ZM181 63H183V62H181ZM184 63H185V61H184ZM184 63H183V66H185L184 65ZM221 63H223L222 65H221ZM79 64V63H78ZM112 64H114V65H112ZM117 64V65H116ZM123 64V65H122ZM125 64V65H124ZM129 64V65H128ZM186 64V63H185ZM12 65V66H11ZM120 65V66H119ZM122 65V66H121ZM128 65V66H127ZM152 65V66H151ZM168 65H170V66H168ZM182 65V64H181ZM180 65V66H181ZM106 66V67H105ZM122 67V68H119V67ZM158 66H160V67H162V68H160L159 69V67ZM177 66V65H176ZM183 66H181V67H183ZM221 66H222V68H221ZM227 66V65H226ZM10 67H12L11 69H10ZM67 68H69L70 69V67L67 65L66 66ZM125 67H129V68H125ZM158 67V68H157ZM178 67H179V65H178ZM90 68V69H89ZM108 68H112L111 70L110 69H108ZM148 68V69H147ZM165 68H168L169 69V71H168V69L166 70ZM173 68V67H172ZM93 69V70H92ZM125 69H127L126 70V73H125ZM157 69V70H156ZM213 69V68H212ZM211 69V70H212ZM6 70V71H5ZM89 70V71H88ZM160 70H162V71H160ZM166 70V71H165ZM173 70V69H172ZM4 71V72H3ZM11 71H13V72H11ZM23 71H24V73H23ZM87 71V72H86ZM111 71L112 72H114L113 74L111 73ZM115 71H116V73H115ZM122 71V72H121ZM151 71V72H150ZM153 71V72H152ZM155 71H156V73H155ZM165 71V72H164ZM181 71H183V70H180V76H182V72ZM225 71H226V69H225ZM224 71V72H225ZM11 72V73H10ZM84 72V73H83ZM103 72V73H102ZM107 72V73H106ZM149 72V73H148ZM162 72H164V73H162ZM9 73L11 74V76L9 75ZM95 73V74H94ZM122 73V74H121ZM147 74V75H146ZM149 74H150V76H149ZM153 74V75H152ZM155 74V75H154ZM90 75V76H89ZM99 75V76H98ZM117 75V76H116ZM169 75V76H168ZM174 76V78L176 79V81L175 80H173L174 78H173V76ZM219 75V74H218ZM7 76V77H6ZM10 76V77H9ZM80 76H82V77H80ZM87 76H89V78H87ZM91 76H93V77H91ZM97 76V77H96ZM109 76V77H108ZM113 76V77H112ZM122 78H121V77ZM124 76V77H123ZM154 76V77H153ZM11 77H13V79L11 78ZM61 77H62V75H61ZM77 77H78V79H77ZM91 77V78H90ZM106 79H105V78ZM112 77V78H111ZM115 77V78H114ZM117 77V78H116ZM143 77H144V79H143ZM183 77V76H182ZM214 77H217V75L216 74H214V76H213V78H212V80H215V78ZM7 78H9V80H11V81H13L12 83H11V81H6V80H8ZM60 78V77H59ZM84 78V79H83ZM88 79V81H89V83H86V82H88L87 81V79ZM95 78H97V79H95ZM102 78V80H100ZM104 78V79H103ZM108 78H110V79H108ZM146 78V79H145ZM161 78V79H160ZM70 79H69V81H70ZM92 79V80H91ZM112 79V80H111ZM116 79V80H115ZM140 79V80H139ZM158 79V80H157ZM4 80L6 81V83L4 82ZM90 80H91V82H90ZM94 80V81H93ZM111 80V81H110ZM120 80V81H119ZM15 81V82H14ZM23 81V82H22ZM76 81H77V83H76ZM105 81V82H104ZM123 81V82H122ZM16 82L18 83L17 85H16ZM22 83V86L24 85V87H26V88H24V89H22V87L19 85V84H21ZM85 82V83H84ZM93 82V83H92ZM114 82H116V85L117 86H119V87H116V89H113V88H111V90H110V87H109V84H112V83H114ZM119 82V83H118ZM126 83V84H123V83ZM134 82V83H133ZM145 82V83H144ZM8 83H10L9 84V86L7 85ZM103 83V84H102ZM120 83H121V85H120ZM132 83V84H131ZM137 83H139V84H137ZM179 83V84H178ZM7 86H6V85ZM12 84V85H11ZM15 84V85H14ZM64 84V85H63ZM89 84V85H88ZM92 84H95V85H92ZM143 84V85H142ZM158 84H159V86H158ZM178 84V85H177ZM187 84V85H186ZM105 85V86H104ZM125 85H127V87L125 86ZM162 85H163V87H162ZM19 86H20V88H19ZM59 86H61V87H63L62 88V90L60 89L61 87H59ZM92 86V87H91ZM7 87H8V89H7ZM19 89H18V88ZM59 87V88H58ZM109 87V88H108ZM133 87V88H132ZM161 87V88H160ZM178 87V88H177ZM180 87V88H179ZM5 88V89H4ZM95 88V89H94ZM106 88V89H105ZM126 88V89H125ZM130 88V89H129ZM12 89H14V90H11ZM18 89V90H17ZM47 89V90H46ZM59 89V90H58ZM30 92H29V91ZM35 92H34V91ZM52 92H51V91ZM61 90V91H60ZM110 90V91H109ZM115 90V91H114ZM117 90V91H116ZM131 90V91H130ZM132 90H134V91H132ZM31 91H33V92H31ZM37 91H40V92H37ZM51 93H50V92ZM131 92V94H130V92ZM202 91V92H201ZM37 92V93H36ZM54 92V93H53ZM124 92V93H123ZM126 92V93H125ZM196 92V91H195ZM198 92H196V93H198ZM212 92V93H211ZM33 93V94H32ZM118 93V94H117ZM120 93V94H119ZM132 93H135L134 95L132 94ZM138 93V94H137ZM140 93V94H139ZM160 93V94H159ZM163 93H165V94H162ZM50 94V95H49ZM60 94V96H64V95H67L68 96V98H74V96L73 95H75V96H80V95H85L86 96V98L87 99H85V101H87L86 103H87V105H86V103L84 104V105H86V106H84L83 104L81 105L82 106V108L80 107V108H77V109H75V110H72V111H70V113H69V111H68V113L67 112H59V111H55V113H54V111L53 110H49L50 109V107H51V105H53V103H55L56 101H59V100H61L62 98H57L56 99V97H57V95H59ZM64 94V95H63ZM89 94V95H88ZM113 94V95H112ZM124 94V95H123ZM156 96H155V95ZM204 94H206V95H204ZM26 95H28V96H26ZM32 95V96H31ZM56 95V96H55ZM132 95V96H131ZM154 95V96H153ZM161 95H162V98H161ZM121 96V97H120ZM30 97V98H29ZM32 97V98H33ZM95 97V98H94ZM100 97V98H99ZM118 97V98H117ZM124 99H123V98ZM127 97V98H126ZM31 98V99H32ZM46 98V99H45ZM203 98V97H202ZM3 99L5 100V101H3ZM45 99V100H44ZM83 99H84V96H83ZM97 99V101H94V100H96ZM75 100V98L73 99V101ZM78 100V99H77ZM101 100V101H100ZM122 100V101H121ZM130 100V101H129ZM161 100H162V103H161ZM15 101H17V103L15 102ZM71 101H72V99H71ZM99 101H100V103H99ZM111 101V102H110ZM158 102V103H161V105L159 104L158 105V103L156 104V105H158V111L156 110L157 109V106L155 107V104H153V103H156V102ZM164 101H166V104L165 105H167V104H169L170 103V105L168 106V107H170V111L168 110V107H167V111H169L168 112V114H166L165 113V111H166V106L165 107H162V108H160L159 109V107H161V106H163L162 104H164L163 102ZM214 101H212V102H214ZM3 102H5V103H3ZM7 102V103H6ZM15 102V103H14ZM21 102V103H20ZM91 102V103H90ZM97 104H96V103ZM10 103V104H9ZM88 103H90V104H88ZM260 103L261 102H259V103H257V104H259L260 105ZM17 104V105H16ZM115 104V105H114ZM263 104H264V100H263ZM263 104H261V106H263ZM8 105V106H7ZM15 105H16V107H15ZM152 105H154V106H152ZM219 105H221V106H219ZM5 106V107H4ZM11 106V107H10ZM19 106V107H18ZM93 106V107H92ZM105 106V107H104ZM123 106V107H122ZM218 108H217V107ZM215 106V110L217 111V114L219 115H222L221 117L223 118V115H224V117H225V109L227 108V106H226V108L224 107V106H222V103H218V105H216ZM2 107V108H1ZM10 107V108H9ZM17 107H18V109H17ZM95 107V108H94ZM107 107H108V109H107ZM111 107V108H110ZM114 107V108H113ZM118 107V108H117ZM120 107V108H119ZM122 107V108H121ZM173 108H174V105L172 106ZM256 107V106H255ZM258 107V106H257ZM257 107L255 108V111H256V109H257ZM90 108V109H89ZM156 108V109H155ZM164 108H165V110H164ZM223 108V109H222ZM225 108V109H224ZM261 108V107H260ZM8 109V110H7ZM10 109V110H9ZM25 109V110H24ZM48 109V110H47ZM97 109V110H96ZM104 109H107L108 111L106 112H103V110ZM114 109H115V111H114ZM222 109V111H223V114L220 112L219 113V111ZM259 109V108H258ZM262 109V108H261ZM261 109H259V111H258V113H260L261 112ZM3 110V111H2ZM18 110V111H17ZM23 110V111H22ZM254 110V109H253ZM20 111H22V113L20 112ZM80 111V112H79ZM83 111V112H82ZM92 111V112H91ZM102 111V112H101ZM154 111V112H153ZM162 111V112H161ZM45 112V113H44ZM49 112H51V113H49ZM53 112V113H52ZM58 112V113H57ZM87 112V113H86ZM99 112H101L99 115H98V113ZM110 113L112 112V111H109ZM112 112V113H113ZM159 112V113H158ZM176 112V111H175ZM47 113H48V115H47ZM61 113V114H60ZM63 113V114H62ZM80 115H79V114ZM95 113V114H94ZM154 115H153V114ZM157 113H158V115H157ZM178 114L180 113V112H177ZM253 113H254V111H253ZM256 113V114H255ZM254 114L257 116V112H255ZM2 114L4 115V117H7V118H4L3 119V116H2ZM55 114V115H54ZM76 116H75V115ZM91 114V115H90ZM94 114V115H93ZM116 114H118V113H116ZM123 114V115H122ZM124 114H125V116H124ZM164 114L166 115V116H164ZM170 114L172 115L171 117H170ZM235 114H237V113H235ZM49 115H51V116H49ZM53 115V116H52ZM69 115V116H68ZM70 115L72 116V117H70ZM113 115H115V113L113 114ZM133 115V116H132ZM138 115V116H137ZM220 115H219V117H220ZM231 115H232V112H231ZM2 116V117H1ZM79 116V117H78ZM88 116H90V117H88ZM98 116L100 117V118H98ZM103 116V117H102ZM121 116H123V118H121ZM157 116L159 117V118H162L163 116H164V119L162 120H160L159 118H157ZM236 116H238V115H235L234 116V113H233V118L234 119H228V121H234L235 120V117ZM83 117H85V118H83ZM102 117V118H101ZM108 117H109V119H108ZM115 117H117V116H115ZM118 117V118H119ZM126 117H128V118H126ZM140 117V118H139ZM142 117H144L143 118V120H142ZM151 117H153V120H152V118ZM167 117V118H166ZM170 118V120H169V118ZM216 117H217V121H215L214 120V118H213V120L214 121H212V126H209L210 124H207V126H206V124H204L205 125V127H203V128H205L204 130H203V128L202 127H200V128H198V126H200V124L197 126V128H195V126H194V128L193 127H191V129H193V130H191V131H194V133H192V132H190V134H188L189 135V139H186V141L187 142H185V138H183V137H180V136H178L177 137V135L176 134H171V135H169L170 137H168V135H166V136H164V134L160 137L159 136V134H157L158 133V131L156 132V134H150L151 133V130H153L154 131V125H156L157 123H156V121H155V123L156 124H154L153 123V129H151L150 128V133L147 131V130H143V131H147L149 134L148 135H150V137L152 138V137H154L155 135V137L154 138H150L149 136H147L148 138L146 139L145 137V140L144 141H142L143 139V136L144 135H142L141 133V130H140V134L142 135V138H140V134H139V139L137 138L136 139V141H134V142H138L137 140H141L140 142H139V144L138 143H132V141H133V135H131L130 134V132H131V129L132 128H128V126L129 127H131L130 126V123L128 124V126H126V124H125V121L124 122H120L119 121V124L120 123H123V124H125V128H128V130L130 131L128 134H127V132L125 133V134H127L129 137H128V139H127V137H126V139L127 140H125L126 142L129 140V139H132L131 140V143H130V140H129V143H130V145H128V144H126V146H120L121 144H119V145H116L117 146V148L115 149L114 148V146L111 148V149H107V147H105L104 146V149H103V152L102 153H100V150L99 151H97V152H99V154L97 153V152H95V154H93V152H92V156H91V152H89L90 154H87V158H85L84 157V155L85 154H82V155H80L81 157H79V155H77L78 157H79V160L81 161V162H79V160H78V157L77 156H75V159H74V157H73V155H70L69 154V161L68 160H66L65 158L67 157V155L65 154V156H64V160H63V162H61V161H59V162H56V163H54L53 162V164L52 165H50V169H52V173H51V170L50 171H47V172H50V173H46L44 170H48V168H44V169H42V175H41V177L43 178V177H45V179L44 180H48L47 179V177L46 176H53V175H55L56 173H57V175L59 176V175H61V174H63V175H66V180H68V182H71L72 181V183H73V181L75 180V178L76 179H78V177H80V180L79 181H87V179L89 180V181H87V182H90L91 180L89 179V178H92V175L93 174H91V173H93L92 172V169L91 168H89V166L90 167H97L96 165H100V166H102V165H107V164H109V165H111V166H113V167H115L114 165H117V166H119L120 165V163L122 164V162L124 163V164H126L127 166L130 164V166H128V168H129V173H132V172H134V168L135 167H133V164H136V165H140L145 159H146V157H145V154H146V156L148 157L147 159H149V161L150 160H153V161H155V160H162L161 158H164V159H170V158H172L171 160H169V161H167L166 162V164L168 163V162H170L173 166H174V168L172 169V165H170L169 163L167 164V165H169V167L172 169H170L169 171H176L175 172V174H173L174 176L176 175V174H185L184 176L185 177H187L190 181H196V180H198L196 183H197V185H196V188L197 189H199V188H201V189H199V191L197 190V191H195L194 193H196V194H194V195H192L191 197L189 196V199H191L193 202H195V203H193L191 206H189V207H195V206H197V207H195L194 208V210L192 211V209L191 208H186V210H184V209H182V208H179L178 210H177V212L176 213H179V215L180 216H184L185 218H187V219H189V218H194L195 216L196 217H198V215H199V217H198V219L199 218H201V220L199 219V221L198 222H200V221H202L201 222V224H206V225H210V226H215V225H221V224H223V222L221 221L222 219L220 218V215L223 213V211L225 210V209H223L224 207H225V203L226 202H228V203H230L231 204V206H234V213H235V216H237V218H238V216L241 214V212H242V207H240L239 205H237V204H239L245 197L247 198V197H250V195L249 196H246L245 194H247V193H244V192H241L240 193V188H241V186L239 187V183H238V178H241L242 177V175L244 174H246L247 172H251L252 170H254L255 168L256 169H259V171L260 172H264V135L263 136H260V137H256L257 139H255L251 134H252V131H250V130H253V128L252 127H254V124H255V122H253L252 124H251V121L249 122V120H248V122H246L245 121V123H248V124H246V126H245V123H244V120H243V123H238L237 122V124H238V126H239V124H242L241 125V127L239 126H237L236 127V125H234L233 123H235V122H233L232 124H233V126H235V127H231L232 126V124H231V128H228L226 125V121L225 120H227V119H225V118H227V117H225L224 119V121H225V125H224V123H223V121L221 122V120L218 118V116L216 115ZM90 118V119H89ZM94 120H93V119ZM106 118L108 119V121L106 120ZM146 118L149 120H146ZM151 120H150V119ZM185 118V119H184ZM194 117L192 116L191 118H188V119H193ZM240 119L239 118V116L238 117H236V120H238V119ZM7 119V120H6ZM23 119V120H22ZM47 119V120H46ZM67 119V120H66ZM188 119H187V121L186 122H189L188 121ZM4 120H6V121H4ZM14 120V121H13ZM50 120V121H49ZM52 120V121H51ZM65 120H66V123H65ZM69 120H71V121H69ZM80 120V121H79ZM82 120H83V122H82ZM92 120V121H91ZM101 120V121H100ZM104 120V121H103ZM106 120V121H105ZM121 120V121H122ZM140 120V121H139ZM146 120V121H145ZM173 120V121H172ZM220 120V122H221V126L218 128V126H219V124H220V122L219 123H216V122H218ZM241 121H242V119H240ZM36 121V122H37ZM58 121V122H57ZM62 121V122H61ZM85 121V122H84ZM97 121H98V123H97ZM142 121H144V123H142ZM227 121V122H228ZM19 124H17V123ZM24 122V124L22 125V123ZM50 122V123H49ZM56 122V123H55ZM63 122H64V125H63ZM80 122V123H79ZM87 122V123H86ZM90 122V123H89ZM96 122V123H95ZM100 122V123H99ZM170 122H172V123H170ZM177 122V121H176ZM176 122H174V123H176ZM58 123H61L60 124V126H58L59 124ZM83 123V124H82ZM86 123V124H85ZM92 123V124H91ZM103 123V124H102ZM75 125V126H73V125ZM85 124V125H84ZM99 124V125H98ZM107 124V125H106ZM161 123H159V124H157V125H160ZM223 124V125H222ZM236 124V123H235ZM18 125V126H17ZM43 125H45V126H43ZM46 125L48 126V127H46ZM55 125V126H54ZM56 125L58 126L57 128H56ZM86 125H88V127L86 126ZM92 125V126H91ZM96 125V127H93V126H95ZM122 127H124V125H122V124H120ZM142 125V126H141ZM165 125V124H164ZM166 125V126H167ZM203 124L201 125V126H204ZM215 125V127H213ZM217 125V126H216ZM229 125H230V122H229ZM2 126H4V127H2ZM25 126V127H24ZM51 126H53V127H50ZM63 126V127H62ZM104 126V127H103ZM106 126V127H105ZM121 126H119V129L121 130V132L119 133V134H122L123 132H122V130L124 129V130H126L127 131V129H125V128H120ZM138 126V127H137ZM161 126V125H160ZM160 126H158L159 128H161V129H163L164 128V126L162 125L161 127ZM226 126V130H223V128ZM144 127V129H146ZM158 127H156V128H158ZM210 127H211V129H210ZM3 130H2V129ZM48 128H50V131L48 130ZM53 128L55 129V130H53ZM62 128V129H61ZM72 128V129H71ZM106 130H105V129ZM108 128V129H107ZM209 128V129H208ZM214 130H213V129ZM228 128V129H227ZM234 128H235V130H234ZM250 128V129H249ZM139 129V130H138ZM196 129V130H195ZM207 129V130H206ZM216 129V130H215ZM219 129H221V130H219ZM225 129V128H224ZM238 129V130H237ZM2 130V131H1ZM71 130V131H70ZM120 130H118V131H120ZM149 130V129H148ZM159 130V129H158ZM222 130H223V132L224 133H222ZM228 130V131H227ZM231 130V131H230ZM235 132H234V131ZM247 130H249V131H247ZM92 131V132H91ZM98 131V132H97ZM105 131V132H104ZM152 131V132H153ZM162 131V130H161ZM161 131H159V133H160V135L163 133V132H161ZM189 131H190V128H189ZM196 131V132H195ZM218 131V132H217ZM219 131H221V132H219ZM227 131V132H226ZM241 131V132H240ZM246 131V132H245ZM2 132H3V134H2ZM62 132V133H61ZM74 132V133H73ZM95 132V133H94ZM215 132H217V133H215ZM230 134H229V133ZM232 132H233V134H232ZM58 133V134H57ZM139 133V132H138ZM226 133H228L227 135H226ZM250 134V136L248 135V134ZM2 134V135H1ZM55 134V135H54ZM57 134V135H56ZM59 134H60V136H59ZM72 136H71V135ZM74 134V135H73ZM76 134V135H75ZM124 134V133H123ZM124 134V135H125ZM144 134V133H143ZM193 134V135H192ZM215 134H217V135H215ZM221 134L223 135V136H221ZM247 134V135H246ZM78 135V136H77ZM82 136V137H80V136ZM130 135H131V138H130ZM145 135H147V134H145ZM151 135H154V136H151ZM191 135V136H190ZM194 135H195V137H194ZM220 135V136H219ZM226 135V136H225ZM230 135V136H229ZM61 136H64V137H61ZM69 136V137H68ZM75 136H76V138H75ZM94 136V137H93ZM164 136V137H163ZM246 136H248V138L246 137ZM136 137H138L137 135L135 136V138ZM183 138V139H181V140H179L180 138ZM191 137V138H190ZM193 137V138H192ZM246 137V138H245ZM57 138V139H56ZM67 138V139H66ZM68 138H70V139H68ZM110 138V137H109ZM108 137H107V139H109ZM135 138H134V140H135ZM179 138V139H178ZM216 138V139H215ZM241 139V142L242 143H244L245 141H247V142H245V143H251L252 142V144H254V147L255 148H252L253 150L255 149L258 153H257V155L255 154V150H254V154L256 155V156H254V159L253 158H251L252 157V155H254V154H252L251 156H249L248 157V155L249 154H251V153H253L252 151H251V149H250V151H249V149L247 150L246 149V151H245V149H243L242 150V152H240L241 151V149L239 148V146L240 145H242V143L240 142V139ZM261 138V139H260ZM55 139V140H54ZM61 139V140H60ZM63 139H65L64 141H63ZM155 139H157V140H155ZM159 139V140H158ZM210 139V140H209ZM247 139V140H246ZM253 140V141H251V142H249L250 140ZM60 140V141H59ZM190 140V141H189ZM218 140V141H217ZM245 140V141H244ZM249 140V141H248ZM62 141V142H61ZM66 141V142H65ZM90 141V142H89ZM182 143V145L183 146H181L180 145V143ZM188 141H189V143H188ZM192 141V142H191ZM236 141H237V143H236ZM239 141V142H238ZM58 142V143H57ZM84 142V143H85ZM103 142H101V143H103ZM104 142V143H105ZM125 142V143H126ZM214 142V143H213ZM236 143V145L234 144V146H236V148L238 147V150L237 149H235V147L233 146V143ZM258 142V143H257ZM49 143V144H50ZM60 143V144H59ZM62 143V144H61ZM122 143H123V141H122ZM125 143H124V145H125ZM167 143V144H166ZM188 143V144H187ZM135 144V145H134ZM143 144V145H142ZM145 144V145H144ZM177 144V145H176ZM186 144V145H185ZM192 144V145H191ZM50 145H52L53 146V144H50ZM123 145V144H122ZM256 145V146H255ZM118 146H120L119 148H118ZM129 146V147H128ZM176 146V147H175ZM186 148H185V147ZM229 146V147H228ZM232 146L234 147V152H233V154H236V155H234L233 157L232 156H228V151L230 152V147L232 148ZM172 147V148H171ZM184 147V148H183ZM4 147H3V145H0V219L2 218V216H3V214H6L7 212L9 213V212H11L12 211V209H14V211H16L18 208H27L25 205V203H27V201H29V198H32L31 196H33V194L35 193V191L34 190H36L37 191V188H39V187H37V186H39V184L38 183H35L34 184V182H33V180H30V181H27L26 179H25V177L23 176V175H21V173H20V177H22V178H20L19 179V177L17 176L18 174H17V170H12L13 169V165L14 164H11V162L12 163H14L15 162V160H14V157L13 158H11L12 156L11 155H9V153L8 152H6L7 150L6 149H3ZM110 148V147H109ZM168 148H171V149H168ZM175 148V149H174ZM190 149V150H188V149ZM106 149V150H105ZM157 149V150H156ZM167 149H168V151H167ZM184 149V150H183ZM186 149V150H185ZM230 149V150H229ZM239 149H240V151H239ZM4 150H5V152H4ZM45 150V149H44ZM179 150V151H178ZM238 152H237V151ZM102 151V150H101ZM154 151V152H153ZM174 153H173V152ZM182 151V152H181ZM187 151V152H186ZM45 152V153H44ZM145 152V153H144ZM153 154H152V153ZM170 152V153H169ZM175 152L177 153L176 155L177 156H179V157H176L174 154H175ZM187 154H185V153ZM3 153H4V155H3ZM39 153L40 154H42V155H45L46 154V151H43V150H40L39 151ZM144 153V154H143ZM151 153V154H150ZM164 153V155H162ZM220 153V154H219ZM228 153V154H227ZM240 153V154H239ZM243 155H242V154ZM247 153H248V155H247ZM149 154V155H148ZM162 156H161V155ZM183 154V155H182ZM232 154V155H233ZM247 156H246V155ZM94 155V156H93ZM105 155V156H104ZM151 155H155V157L154 158H157V155L159 156V158H157V159H153V157H152V159H150V157H151ZM168 155H170V156H168ZM229 155H231V154H229ZM242 155V156H241ZM246 156V158H250V160L247 162V164H248V166H247V164H246V162L244 163L243 161H246L245 159V156ZM11 156V157H10ZM70 156L76 161V163L77 162H79V163H81V164H79V163H77V164H75L74 162V160L73 159H71L70 158ZM161 156V157H160ZM188 156V157H187ZM244 156V157H243ZM170 157V158H169ZM182 157H183V159L185 160V162H183L184 160H182ZM185 157V158H184ZM229 157H231V160H230V158ZM240 157H243V158H245L244 160L242 159V161L240 160ZM263 157V158H262ZM84 158V159H83ZM197 158V159H196ZM260 158V159H259ZM12 159V160H11ZM71 159V160H70ZM146 159V160H147ZM163 159V160H164ZM177 159V160H176ZM191 159V161H189ZM66 160V161H65ZM145 160V161H146ZM162 160V161H163ZM180 160V161H179ZM84 161V162H83ZM144 161V162H145ZM174 161V162H173ZM193 161V162H192ZM227 161V162H226ZM231 162V164L229 165V163ZM240 161V162H239ZM251 161V163H250V166H249V162ZM83 162V163H82ZM136 162V163H135ZM143 162V163H144ZM188 162H189V164H188ZM200 162V163H199ZM243 162V166L242 165H240L241 163ZM69 163V164H68ZM85 163V164H84ZM94 163V164H93ZM133 163V164H132ZM177 163V164H176ZM193 163V164H192ZM183 164L186 166H183ZM246 164V165H245ZM12 165V166H11ZM59 165V166H58ZM62 165V166H61ZM65 165H67V167L65 166ZM89 165V166H88ZM91 165H93V166H91ZM141 165H143V164H141ZM167 165H164V166H167ZM241 167H240V166ZM255 165V166H254ZM180 166V167H179ZM189 166H190V168H189ZM10 167H12V168H10ZM14 167H15V165H14ZM53 167V168H52ZM64 169V171L62 170V168ZM162 168H164L163 166H161ZM161 167H159L160 169V171H162V168ZM179 167V168H178ZM254 167V168H253ZM74 168V169H73ZM158 168V167H157ZM165 168H167V167H165ZM175 168H176V170H175ZM240 168V169H239ZM242 168V169H241ZM11 169V170H10ZM32 169V168H31ZM30 169V170H31ZM35 169V167H33V171H35L34 170ZM91 169V170H90ZM169 169V168H168ZM167 169V170H168ZM261 169V170H260ZM158 170V169H157ZM158 170V171H159ZM167 170L165 171V169H163V171L162 172H160L159 171V174L160 173H166L167 172ZM240 170V171H239ZM8 171V172H7ZM46 173H44V172ZM61 171V172H60ZM157 171V172H158ZM174 171H173V173H174ZM245 171H247V172H245ZM19 172V171H18ZM171 172H167V176L165 175L164 176V174H161V176H164V178L165 179H167V177L169 178V175H171ZM245 172V173H244ZM67 173V174H66ZM70 173V174H69ZM168 173H170V174H168ZM231 173H233V174H231ZM49 174V175H48ZM50 174H52V175H50ZM79 174H81V175H79ZM234 174H235V176L237 177H235L234 176ZM45 175V176H44ZM231 175V176H230ZM232 175H233V177L235 178H233L232 177ZM243 175V177H245ZM14 176L15 177H17V179H15L14 178ZM229 176V177H228ZM3 177V178H2ZM172 177V176H171ZM227 177V178H226ZM24 178V179H23ZM49 178V177H48ZM58 178H60V176L58 177ZM234 179V181H233V179ZM6 179V180H5ZM49 179H51V178H49ZM171 179V178H170ZM21 180H26V184H27V182H28V184L26 185V184H23L22 185V183H25V181H21ZM168 180V179H167ZM20 183H19V182ZM52 181V180H51ZM169 181H172V180H169ZM17 182V183H16ZM22 182V183H21ZM33 182V183H32ZM234 182V183H233ZM11 183V184H10ZM19 183V184H18ZM31 183H32V185H31ZM87 184V183H86ZM85 183L84 184H82V185H86ZM234 184V185H233ZM30 185V186H29ZM49 185V184H48ZM233 185V186H232ZM9 186H11L10 188H9ZM179 186V185H178ZM181 187H182V185H180ZM180 188V187H179ZM181 189V192H182V190L184 189V187L183 188H180ZM179 189V190H180ZM90 190H93V189H91L90 188ZM164 190V189H163ZM164 191H168V195H172L171 194V190L170 189H166V190H164ZM183 191H186V190H183ZM202 191V192H201ZM173 192V191H172ZM199 192V193H198ZM216 192H218V194L216 193ZM90 193H91V191H90ZM93 193H95L96 194V189H95V191L93 190L92 191V193L91 194H93ZM243 193V194H242ZM198 194V195H197ZM175 195V197H176V194H174ZM179 195V194H178ZM243 195V196H242ZM203 196V197H202ZM226 196V197H225ZM240 196V197H239ZM242 196V197H241ZM174 197V199L176 200V201H181V200H183V199H186L185 198V196H184V198H180V197H182V196H177L176 198H178V199H176ZM205 197V198H204ZM207 198V199H206ZM227 198H228V200H227ZM240 198V199H239ZM198 199H200V200H198ZM236 199H239L238 201L236 200ZM251 199V197L248 199V200H250ZM141 200V199H140ZM210 200V201H209ZM25 202V203H24ZM58 202V201H57ZM56 201L54 202L55 203V205H56V207H52L51 206V208H52V210H51V208H50V210H49V208H47L50 212L51 211H53V210H55V211H53V213L54 214H57L59 211L61 212L62 210L61 209H59L61 206L59 205V202L57 203ZM198 203V205H197V203ZM235 202H238V203H235ZM235 203V205H236V207H235V205H233ZM57 205H59L58 207H57ZM199 205H201V206H199ZM199 206V207H198ZM211 206H213L212 208H211ZM203 207V208H202ZM239 207V208H238ZM56 208V209H55ZM57 208H58V212H57ZM62 208V207H61ZM196 208H198V209H196ZM220 208V209H219ZM190 209H191V211L193 212V214H192V212L191 213H189V216H188V214H186V212H187V210H189V212H190ZM232 209H233V207H232ZM180 210V211H179ZM183 211V213H185V214H183L182 213V211ZM200 210V211H199ZM210 211V212H209ZM55 212H57V213H55ZM59 212V213H60ZM195 212V213H194ZM218 212V213H217ZM52 213V214H53ZM63 213L65 214H67V212H65V211H63ZM198 213V214H197ZM200 213H203V214H200ZM206 213V214H205ZM51 214V213H50ZM51 214V215H52ZM63 214V215H64ZM59 215H61L62 217H63V215H62V212H61V214H59ZM59 215H57L58 217H59ZM192 215V217H190ZM60 216V217H61ZM188 216V217H187ZM201 216V217H200ZM59 217V218H60ZM197 219V218H196ZM128 221H131V220H128ZM127 221V223H130V222H128ZM133 222V221H132ZM131 222V223H132ZM184 222V221H183ZM130 223V225H132ZM184 223H186L185 225H184V227H194L193 229H195V227L196 226H194V223H192L191 224V222H190V220H185V222ZM128 225V224H127ZM127 225H126V227H127ZM130 225H128V227H127V232L125 233V234H127V235H125V237L127 236H129L128 234L129 233H131L130 235L132 236V226H130ZM187 225V226H186ZM234 224H232V230L234 231V233H232V235H233V237L231 238V239H229L227 242L230 244V245H234V246H232V249H231V252H232V257L233 256H236V255H238V256H236V257H233V258H235V259H237V260H235V261H240L241 263H244L245 261H247V262H245V263H250V264H253V262H254V259H255V253H256V251L254 250V252L253 251H247L246 252V249H245V246L242 244V245H240V246H238L237 244H239L238 242H237V240L240 238V236L238 237V235H236L235 236V234H236V231H237V226L235 227V226H233ZM183 225H181L180 223H178V226L176 227V231H178V233H179V231H180V229H181V227H182ZM190 228V229H191ZM10 236H8V234H7V230H5L4 229V227L2 228V229H0V264H7V262H9L11 259H12V256L13 255H15L16 254V252H18L19 251V246L17 245V239H15L14 237H11V238H9ZM130 237V236H129ZM15 239V240H14ZM14 240V241H13ZM130 240V238L128 239V241ZM130 241H134V239H131ZM236 241V242H235ZM133 242H128L127 244L128 245H131ZM18 246V248H17V246ZM236 245V246H235ZM195 247H199L200 248V246L199 245H196ZM195 247H191V248H195ZM243 247V248H242ZM134 248V247H133ZM133 248H122V247H119V248H117L116 250H113V252L112 253H110V255H111V257H110V255H108V254H106V255H108V256H105V255H102L103 257H101L100 255L101 254H103L102 252H99V253H101L100 255H97L96 256V254H99V253H96L94 256H96V257H94V259L96 260L97 259V262H95V260H92L91 261V259H93V258H91V259H89V258H87V261H85V264H89V263H91V264H125V263H127V264H148V262H150L151 263V259L150 260H144V261H142L141 259L144 257L143 256V251H141V250H136L137 252H134L135 251V248L133 249ZM191 248H189V249H191ZM128 249V250H127ZM136 249H137V247H136ZM182 249H186V247L185 246H183V247H180V246H178L177 248H176V251L178 250H182ZM120 250V251H119ZM132 250V251H131ZM115 251H117V252H115ZM124 251V252H123ZM140 251V252H139ZM238 251V252H237ZM241 251H242V254H240L241 253ZM245 251V254L243 253ZM140 253L139 255L137 254V253ZM253 252V253H252ZM123 253V254H122ZM237 253V254H236ZM253 255H252V254ZM13 254V255H12ZM125 254V255H124ZM127 254V255H126ZM142 254V255H141ZM119 255V256H118ZM239 255L240 256H242V257H240L239 258ZM243 255H247L246 257L245 256H243ZM99 256V258L100 259H98L97 257ZM138 256V257H137ZM140 256V257H139ZM141 256H143V257H141ZM14 257V256H13ZM9 258V259H8ZM109 258H110V260H109ZM246 260H245V259ZM197 259H198V261H197ZM196 259V261L198 262V264H212V261H213V259H214V256H213V254L210 252V251H208V252H203V253H201V255H199L198 256V258ZM238 259H240V260H238ZM91 262H90V261ZM140 260H141V262H140ZM106 261V262H105ZM108 261H110V262H108ZM244 261V262H243ZM105 262V263H104ZM200 262V263H199ZM203 262V263H202ZM149 263V264H150Z\"/></svg>",
  "mask_w": 264,
  "mask_h": 264
}]
</instances>
